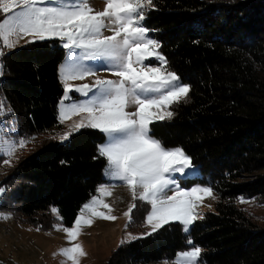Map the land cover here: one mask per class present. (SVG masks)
<instances>
[{"label":"trees","instance_id":"16d2710c","mask_svg":"<svg viewBox=\"0 0 264 264\" xmlns=\"http://www.w3.org/2000/svg\"><path fill=\"white\" fill-rule=\"evenodd\" d=\"M153 2L143 24L191 91L186 102L170 107L172 119L153 121L151 133L198 166L202 178L189 182L209 184L217 194L214 210L190 226L191 238L203 264H264V227L239 203L243 197L264 204V0ZM5 53L0 98L13 112L2 125L16 137L58 128L63 89L57 67L64 48L50 39ZM104 138L82 128L65 142L45 140L10 170L0 210L49 231L54 207L63 218L55 222L69 227L104 182L106 158L96 147ZM186 239L180 223L170 222L117 246L102 264L172 261Z\"/></svg>","mask_w":264,"mask_h":264},{"label":"snow or ice","instance_id":"6c2138e0","mask_svg":"<svg viewBox=\"0 0 264 264\" xmlns=\"http://www.w3.org/2000/svg\"><path fill=\"white\" fill-rule=\"evenodd\" d=\"M154 7L153 0H105L102 11L95 10L91 0H0V12L5 14L0 18V57L6 54L5 48H15L25 37H28L25 43L58 38L64 49L71 50L67 62L58 68L63 96L58 104L57 119L64 123L71 115L81 118L58 138L67 140L72 132L82 128L103 133L105 141L96 147L98 155L106 158L105 175L109 181L122 182L132 195V203L124 213L128 223L133 222V210L138 208L145 209L144 223L151 226V232L170 221H179L187 234L186 250L177 252L174 260L164 264H203L202 249L191 238L190 226L196 219L203 218L196 211L203 198L216 197L209 186L181 187L177 174L188 175V170L193 168L191 158L180 147L165 146L150 129L153 121L172 119L175 113L170 107L186 102L191 91L190 85L184 84L178 74L168 68L167 60L157 51L159 41L148 35L152 30L143 24ZM105 30L112 35H104ZM153 56L160 61V66L144 64ZM3 67L0 61V74ZM101 70L117 79L96 76ZM88 76L95 77L92 84L70 83ZM73 92L84 99H75ZM130 108L135 110L129 111ZM12 112L6 99L0 98V121ZM4 132L5 128L0 127V151L11 156L17 144L22 148L26 140H11ZM4 163L9 161L4 160ZM3 191L0 188V194ZM97 193L99 195H94L81 208V213L87 211L93 217L114 220V216L97 210L103 207L111 212L102 199L111 195L108 184L98 185ZM240 201L246 202L243 197ZM50 210L62 221L58 209ZM91 222L78 215L72 227L62 224L56 227L57 230L62 228L71 242L82 227L90 226ZM139 238L129 235L121 244ZM59 254L71 264H80V257L85 255L80 244L62 248Z\"/></svg>","mask_w":264,"mask_h":264},{"label":"rangeland","instance_id":"374dc122","mask_svg":"<svg viewBox=\"0 0 264 264\" xmlns=\"http://www.w3.org/2000/svg\"><path fill=\"white\" fill-rule=\"evenodd\" d=\"M91 5L95 10L102 11L105 6V0H91ZM4 15L5 14L3 12H0V18H3ZM104 35L110 36L112 35V32L105 30ZM148 35L151 37L150 34ZM27 39L28 37H25L19 41V44L15 48H5L4 51H13L22 45H28L29 43H25ZM54 39L58 40L59 45L62 46V43L58 38ZM157 51L163 56L159 49ZM76 52H79V50L77 49ZM71 55V50L64 49V55L62 61L57 67V71L62 64L67 62L66 58ZM144 64L151 67H158L160 66V61L153 56L148 60H145ZM96 76L106 79H117V77L113 76L110 72L104 70L98 71ZM94 79L95 77L88 76L82 80H72L70 83L72 85L92 84ZM62 96L60 97V100ZM72 96L75 99H84V97L75 92L72 93ZM128 110L134 111L135 109L130 108ZM80 118V115H71L70 118L65 119L64 123L59 122V127L51 130V132L31 137L27 135H24L23 137L13 136L10 130L6 129L2 125V121H0V127L5 128L4 135L7 138L15 141H18L21 138L26 140V143L22 148L19 144H17L11 156L4 155L3 152L0 151V188L3 189L1 185H5V180L11 172L10 170L24 158V155L34 151L41 143L43 144L45 140L51 138L54 139L53 137H57L55 139L60 142H65V140L61 141L58 138L59 135L68 131L69 126L79 121ZM4 160H8L9 163L5 164ZM192 165L193 168L188 170L187 176L180 177L179 174H177L178 183L181 187L185 189H190L196 185L211 187L209 184H203L199 181L189 182V180L194 178H202L198 166L194 163ZM254 174H251V176L247 178L250 179L251 177L256 176ZM103 178L104 182L100 185L107 183L111 195L103 196L102 199L104 200V203L110 206L111 212H109L107 208L103 207H100L97 210L103 212L105 215L114 216L115 219L110 220L93 217L87 211L83 214L81 213V208L91 201L94 196L93 195L82 204V207L79 209V213L77 214V216L83 215L86 218L91 219V225L82 227L80 234L71 242L68 241L62 228L57 230L56 225H60V223L55 222L57 220V216L53 214L51 210L49 211L50 215L56 219L54 221L55 223L53 222L52 229L49 231H40L38 228L30 226V224L22 223L19 218L16 217V214L0 210V214H2L0 215V261H3L5 264H71V261H67L64 256L59 254V250L65 247H70L72 244H80L82 245L83 252L85 253L84 256L80 257V264H102L111 255L112 251L117 246L121 245V241L128 238L129 235L140 237L144 236L142 235L144 233L151 232V226L144 223L146 216L144 208L134 209L132 213L133 222L131 224L128 223V218L124 215V213L128 211L129 204L132 203V195L128 188L120 181H109L105 175V169L103 171ZM113 184L115 187H112ZM212 192L216 199H211L210 197L205 196L200 206L196 209L197 213L201 216L206 211L214 210V203L217 200V194L213 190ZM168 194L171 195L170 192ZM95 195L99 194L96 192ZM240 202L241 201L239 199V203ZM140 203L141 202L137 201V204ZM240 204L243 206L244 210L247 212L249 217H251V219H253L259 226L264 227V204L259 203L255 199H251ZM146 208L150 210V205H147ZM170 222L180 223L179 221ZM73 223L69 225V227H72ZM181 227L183 226L181 225ZM175 256L172 260L175 259ZM160 264H164V262H160Z\"/></svg>","mask_w":264,"mask_h":264}]
</instances>
